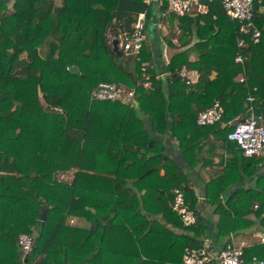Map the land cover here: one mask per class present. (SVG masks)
<instances>
[{
  "label": "trees",
  "instance_id": "1",
  "mask_svg": "<svg viewBox=\"0 0 264 264\" xmlns=\"http://www.w3.org/2000/svg\"><path fill=\"white\" fill-rule=\"evenodd\" d=\"M121 1L0 0V264H180L186 246L201 248L187 233L167 227L201 230L205 221L194 207L197 198L184 167L144 126L146 115L160 134L171 121L176 146L190 166L198 165V150L211 142L208 136L195 141V132H210L216 142L231 149L234 157L226 165V175L219 177L221 186L212 192L210 180L206 200L216 204L222 232L256 221L264 230V172L253 186L236 189L225 202L219 198L230 178L253 175L263 158L245 156L227 137L244 118L248 93L264 120V27L260 24L264 14L257 13L258 0L253 7V21L261 31L258 42L238 30L219 1L210 3L209 14L177 16L168 10L166 0H159L158 10L168 25L177 24V32L164 37L172 49L166 74H158L145 40L135 57L136 77L126 67L124 51L119 46L120 53L112 49V38L119 41L121 24L115 16ZM130 1L146 5L148 26L158 0ZM238 52L245 57L246 83L235 76L241 69L234 61ZM190 54L197 58L190 60ZM143 62L151 87L143 84ZM182 65L196 68L199 80L186 84L178 74ZM212 71L215 75L210 77ZM99 81L134 88L136 104L91 100ZM216 99L224 109L221 118L197 124L198 111ZM68 169H74L69 181L57 179L59 171ZM142 181L153 185L143 186ZM175 187L184 191L194 211L191 225H183L172 209ZM254 199L261 200L255 210ZM140 207L145 210V225L126 227L123 215L139 214ZM250 213L255 217H248ZM153 214H161L162 220L148 217ZM72 216L93 219L95 226L82 229L70 224L67 220ZM23 232L34 235L26 261L18 245ZM139 246L147 252L145 256L137 252L132 262L127 249ZM157 249L160 254L153 252ZM155 253L160 255L159 263L153 261ZM254 256L264 259V242L244 247L247 263Z\"/></svg>",
  "mask_w": 264,
  "mask_h": 264
},
{
  "label": "crops",
  "instance_id": "2",
  "mask_svg": "<svg viewBox=\"0 0 264 264\" xmlns=\"http://www.w3.org/2000/svg\"><path fill=\"white\" fill-rule=\"evenodd\" d=\"M145 2H150L149 0H145ZM159 0L156 5V9L152 13V22L146 26L145 34H146V41L149 45V47L152 50V54L154 57V64L158 71L159 75H165L166 74V63L169 60L170 57V51L168 49H171V47L168 45V43L165 41L164 37L167 36V31L169 30L173 31L172 27L168 25V21L166 17H163L162 14L158 10ZM146 5L144 3H134L130 0H122L117 8L115 19L118 23L121 24L120 33L124 31H129L134 25V22L136 20L137 14L140 11H144L146 13ZM257 13L264 14V3H262L261 0L257 1ZM165 15V14H164ZM161 16V18H160ZM163 17V18H162ZM178 22V21H177ZM261 26L264 27L263 20H260ZM174 28L177 30V24L174 26ZM176 38H172V41H175ZM172 51V49H171ZM197 57L194 54L189 55L190 60H195ZM126 67L128 68V71H131L133 76L136 77V71H135V56L131 53H127V55L124 56ZM240 71L236 73V78L238 79V73H245V68H242L240 66ZM215 75V71H212L209 73V76L212 77ZM144 126L150 131L151 135L153 137H156L165 144V153L168 154L170 157H172L176 162L180 163L188 177H189V186L192 188L195 196V208L198 212L201 213L204 217V224L203 229H195V230H183L182 228L172 227L171 225L167 224V227L172 228L173 231L176 233H187L189 236H191L192 241L194 244L200 245L202 248L208 249L210 252L215 253L218 250L221 249L225 245V243L229 241H239L244 240L246 242V246L253 244V243H259L264 242V240H261V236L264 237V230L262 227L259 226L258 222L256 221L254 224L248 227L240 228V229H234L230 230L228 233L222 232L219 229L218 226V219L219 214L216 211V204L213 202H208L206 200V193H207V185L210 180H213L212 186L213 191L215 192L217 189L220 188L221 183H219V177L222 176V174L226 175V165H230V161L234 157V152L224 146L223 142H216V138L214 135L203 132H195L194 137L195 141H199L200 139L204 138V136H208L209 139H211V142L205 143L200 149L198 150L199 158L197 156L198 165L193 167L190 166V164L186 163L185 158L182 154V152L179 150V148L176 146L175 138L173 137V132L171 128V121L168 120V126L166 127L165 133H156L152 129L151 125V119L149 116H144ZM263 156L261 159L260 166L258 167L257 171L249 176L245 177L244 180H236L231 179V181L223 185V190L220 191L219 198L222 202H225L226 198L233 193L236 189L240 187H250L255 184V179L258 174H261L264 172V150L260 154ZM259 156V155H257ZM203 157V159H200ZM163 169L160 170V173H163ZM158 183V182H157ZM130 186H133L131 183V180L128 182ZM141 184L143 186H149L152 187L153 184H151L148 181H142ZM210 186V184H209ZM173 189V188H172ZM143 192V190L141 191ZM140 196V192H138ZM256 204V206H255ZM261 205V200L254 199L251 204L252 209H257ZM142 207V206H141ZM140 207V208H141ZM155 209H157L156 206H154ZM94 211V208H92ZM123 215L124 225L126 227L136 228V225H138L139 229L141 226L145 225L144 218L145 210L141 208V212L139 214L137 213H129ZM145 216V217H144ZM73 217V216H72ZM148 217L151 218H159L162 220L161 214H153L149 215ZM248 217L254 218L255 215L253 213L248 214ZM73 223L76 226L81 227L82 229H93L95 226V222L93 219L89 220L85 216H75L73 217ZM128 220L129 223L126 221ZM68 222V220H67ZM69 223V222H68ZM71 224V223H70ZM138 235H141L140 232L137 233ZM135 235V234H133ZM83 236V235H82ZM92 243H90L91 245ZM92 247L94 244L91 245ZM97 245H95L94 248H96ZM137 252L141 256H145L146 247L141 248L138 247V250H136L133 247H128L127 249V255L129 256V259L131 257L132 262H134L135 258L137 257ZM153 252H157L160 254V251L157 249ZM155 253L153 254V261L155 263H159L161 260L160 255ZM139 261V260H138ZM146 261V259H144ZM152 261V260H151ZM131 262V263H132ZM140 262V261H139ZM209 264H219L215 257H213V260L209 262Z\"/></svg>",
  "mask_w": 264,
  "mask_h": 264
},
{
  "label": "built area",
  "instance_id": "3",
  "mask_svg": "<svg viewBox=\"0 0 264 264\" xmlns=\"http://www.w3.org/2000/svg\"><path fill=\"white\" fill-rule=\"evenodd\" d=\"M215 1H219L224 12L237 23L238 30L242 34H250L254 42L259 41L261 31L253 21L254 0H166L168 10L177 16L209 14L211 12L210 3ZM212 16L214 19L217 18L216 14ZM145 29L146 13L140 11L131 30L119 34L118 46L124 53H131L137 58L146 39ZM243 43L244 38H239L238 44L241 46ZM244 59L245 57L239 52L234 57L235 63L242 68H244ZM142 71L144 86L151 87L150 75L146 71L144 62L142 63ZM178 74L186 84L197 82L201 75L196 68L187 65H182ZM238 80L246 83L244 72L238 73ZM253 89L256 87L254 86ZM134 90V88H128L122 83L99 81L91 91L90 99L120 100L136 104ZM246 100L248 107L244 118L234 124L227 137L238 143L245 156H257L264 150V120L260 114L255 112L252 93L247 94ZM223 111V106L216 99L210 106L198 111L196 122L199 125L212 124L221 118ZM172 209L180 215L183 225L188 226L195 222L194 211L186 203L184 191L179 187L172 190ZM73 220L74 218L70 217V221ZM261 240H264L263 236H261ZM33 242L34 235L32 232H23L18 236V245L23 254L31 251ZM245 246L244 240L229 241L215 253L202 247L186 246L180 264H205L213 260V257L219 264H264V259H257L255 256L252 257L251 262L247 263L243 259Z\"/></svg>",
  "mask_w": 264,
  "mask_h": 264
},
{
  "label": "rangeland",
  "instance_id": "4",
  "mask_svg": "<svg viewBox=\"0 0 264 264\" xmlns=\"http://www.w3.org/2000/svg\"><path fill=\"white\" fill-rule=\"evenodd\" d=\"M177 23V20H176V22H175V24ZM173 29V31H171V30H169V32L167 31V35H168V33H174V32H177V30L175 29V28H172ZM168 51H170L169 53L171 54L172 53V51H171V49H168ZM125 55H127L126 53H124V56ZM235 120H232L230 123H233ZM73 173H74V169H68V170H66V171H59L57 174H56V176H57V179L59 178V180H63V181H69L71 178H72V176H73ZM68 222L69 223H73V221H70V217L68 218Z\"/></svg>",
  "mask_w": 264,
  "mask_h": 264
},
{
  "label": "water",
  "instance_id": "5",
  "mask_svg": "<svg viewBox=\"0 0 264 264\" xmlns=\"http://www.w3.org/2000/svg\"><path fill=\"white\" fill-rule=\"evenodd\" d=\"M111 43H112V49H113V51H115L116 53H120V49L118 47V39L116 37H113L112 40H111ZM71 68L75 69L76 67L75 66H72ZM45 211H46V209L43 208L42 213H41V217L42 218L45 216ZM28 255H29V252L24 253V257H23L24 258V261L27 260V256ZM249 264H251V263H249Z\"/></svg>",
  "mask_w": 264,
  "mask_h": 264
}]
</instances>
